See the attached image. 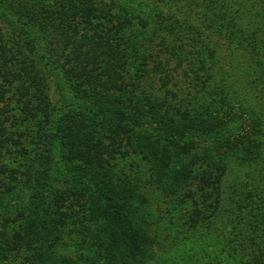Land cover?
Masks as SVG:
<instances>
[{"label":"rangeland","instance_id":"obj_1","mask_svg":"<svg viewBox=\"0 0 264 264\" xmlns=\"http://www.w3.org/2000/svg\"><path fill=\"white\" fill-rule=\"evenodd\" d=\"M23 1H16L15 6L19 12L30 11L27 19L16 21V10L1 7L3 0L0 14L14 24V40L22 45L26 39L32 41L30 63L28 59L26 63L33 65V59L47 54L52 44L53 52L48 54L58 65L37 83L35 90L40 94L29 93L28 98L16 95L19 88L21 93L30 91L32 84L28 87L27 79L14 82L21 66L16 51L9 57L5 63L9 67L0 69V94L9 89V82L17 88L14 100L5 96L0 102V139L5 140L6 134L17 131L19 123L34 114L45 115L46 131L54 138L49 136L48 146L32 133L28 140L22 139L20 147H11L27 160L14 159L8 166L0 162V179L14 187L4 191L0 182L1 239H9L15 229L22 231L21 219L30 210L26 199L37 188L31 176L35 168V175L38 171L51 175L50 188L44 187L50 196L46 201L52 207L50 217L58 212L63 222L58 220L73 229L80 220H88L99 230V222L88 218V206L95 196L86 164L99 161L114 167L117 177L128 183L132 191L128 211L145 221L150 240L143 264H261L263 256H250V242L255 241L253 248L259 247L256 237L260 236L252 230L253 218L246 220L244 212L264 213V0H37L35 7ZM166 4L172 13L165 15ZM66 6L73 13L68 17L61 10ZM47 7L49 13L44 15ZM184 7L192 9L190 14ZM55 10H60L58 18L52 14ZM191 24L200 29L197 43L192 42L195 31L186 32ZM249 25L257 29L254 37L243 39L232 32L246 33ZM0 26L1 60V55L9 56L3 51L4 34L9 31L4 21L0 20ZM224 28L229 32L222 35L218 31ZM195 50L206 57L213 51L216 67L219 64L225 74V82L220 84L224 78L216 75V83L233 90L232 97L236 95L231 110L238 115L204 131L179 128L192 118L215 122L209 118L211 111L209 116L206 111L196 113L205 106H198L204 102L199 99L204 92H196L191 78L183 73L192 61L198 65ZM246 61L259 69L252 67L253 73L240 75L237 70L242 71ZM105 92H133L139 96L134 102L144 107L143 114L133 115H145L147 120L133 122L132 112L139 109L131 104L101 103L97 97ZM197 93L201 96L196 105L189 99ZM150 98L158 100L160 112H154L153 105L151 109L144 106L146 101L153 103ZM28 99L32 102L24 104ZM215 100L223 106L221 94ZM39 104L44 107L41 113ZM118 109L127 120L118 117ZM166 124H173L174 129ZM242 148L250 160L242 157ZM34 154L40 162H33L31 169ZM120 166L131 175L118 171ZM185 174L189 180L176 184ZM209 215L220 218L221 224H209L206 230L198 220ZM97 237L93 249L77 251L74 237L66 244L67 252L61 249L59 260H65L67 253L75 264L76 259L80 264H122L109 244ZM243 237L248 238L242 244ZM9 244L13 248L14 242ZM11 246L0 248V264L25 262L26 256Z\"/></svg>","mask_w":264,"mask_h":264},{"label":"trees","instance_id":"obj_2","mask_svg":"<svg viewBox=\"0 0 264 264\" xmlns=\"http://www.w3.org/2000/svg\"><path fill=\"white\" fill-rule=\"evenodd\" d=\"M2 1V0H1ZM18 3L19 2H25L23 0H16ZM16 1H4L1 2L3 3L1 7L6 8L9 12L13 11L11 10L12 8L16 10ZM29 1L28 3H24L25 5H30L31 7H35L37 0H26ZM122 1V0H120ZM21 3V4H22ZM166 9L163 14L167 13H172V9L170 8L169 4H166ZM45 8V7H44ZM49 8H46L45 14L49 13ZM187 8L188 14H190V7H184ZM151 10L155 11L156 8L150 7ZM22 12L15 11V16L17 17V20H23L24 18L27 19V17H30L29 15L30 11L26 12L24 9H22ZM62 13L66 15V17L72 15L73 13H70L71 10L69 6H66L61 9ZM169 10V11H168ZM192 10V9H191ZM53 16H56V18L59 17L60 15V10H55L53 11ZM37 15H40L38 12ZM43 15V16H44ZM5 16V15H4ZM7 18V16H6ZM175 18V17H174ZM0 20L4 21L6 29L9 31L8 33L4 34L5 39H4V50L8 53L9 56H3L1 55V60H0V69L2 70L3 68L9 67V64L6 65V62H10L9 57L15 55V51L17 52L16 55L19 58L18 62L21 68H18V79L14 78V82H19L20 80L24 79L28 80V87L30 85L32 86V89H27V91H24L21 93L20 88L18 89L19 92L16 91V95L18 96H27L30 93L32 96H36L39 93V91L35 87L38 85L37 83L40 80H43L45 78L44 74H47L50 69L54 70L57 69L58 63L53 61L49 54L53 52L54 45L48 44L47 48V54H39L37 55L36 58L33 59V65L26 63V60L29 57L28 54L32 51L31 47V40L26 39L25 44L22 45L20 44L17 40H14V37H17L15 33V27L13 26V23H10L9 20L4 19V17L0 14ZM53 19H51L52 22ZM176 18L174 19V21ZM173 22V21H172ZM12 24V25H11ZM196 26V25H194ZM192 26H188L186 28V32L190 33L189 30L193 29L195 33L197 34L196 38L192 39L193 43H197L200 41L199 39V34L200 29L195 28ZM50 29V26H49ZM173 29V28H172ZM0 30H2V27L0 26ZM222 30V35L225 34V32H229L227 29H220L218 32ZM249 30L246 33L245 32H236L232 31L233 34H239L242 35V38H251L254 37L255 34L257 33V29L253 25H249ZM174 32V31H173ZM231 33V31H230ZM229 33V34H230ZM50 37L46 39L49 40ZM25 48V50H24ZM248 48V47H247ZM14 50V51H13ZM29 51V53H28ZM14 54H13V53ZM28 56H27V55ZM212 54V55H210ZM208 55V57L201 55V52L199 53L197 50H195L194 53V60L198 62V65L195 66L193 61L190 63L188 66L187 70H184L183 73L185 76H188L192 80V88L196 92H201L203 90V95L202 97L200 93H197L196 96H191L189 99V102H194L197 105L198 100H202L201 104L198 106L205 105L201 110H197L196 113L201 114L203 111L207 112V115L209 116L210 111V119L214 120V123L210 124V121H208L206 118H202L201 120H197L195 118L189 119V121L186 123H183V126L179 128H185L188 130H199V131H204L208 128H210L213 124H219V122H222V120L226 119L229 116H237L238 113L237 111H233L232 109V101H234L235 96H231L233 93L232 91H226L224 90L225 86H222L220 84H223L225 82V74L224 71L221 67L218 66L216 67V63L218 60L214 58L213 51H211ZM246 60V59H244ZM243 61V60H242ZM30 63V60L28 61ZM247 66H242V71H238L240 75H246L247 73H253L252 72V67L256 71V68L259 69V67L255 66H248L250 63L248 61ZM50 68V69H49ZM200 71L205 72V74H199ZM224 74V75H223ZM216 75H221V77L224 78L223 81H220L216 83L215 77ZM204 77L203 79L201 77ZM39 79V80H37ZM211 80V81H210ZM210 81V82H209ZM14 82H9V89L4 91L2 94H0V102L1 100L5 101L4 97L7 96L8 99L14 100L15 97V91L14 89L17 88V86H14ZM23 82V83H24ZM26 88V87H25ZM220 89V90H218ZM16 90V89H15ZM200 94V95H199ZM221 94L223 96V106L220 104L216 103L215 97ZM139 97V96H137ZM135 95H133V92L130 93H102L97 97V100L99 99L101 103L107 102L109 104H115V105H121V103L125 102L127 107H130L129 105L131 104L132 107L139 109V110H134L132 112L131 120L133 121H140L142 120H147L144 118L145 115L141 116H134L136 112H141L143 114L142 110L144 107H140V103L137 102V100L134 102V99H138ZM30 98V97H28ZM32 98V97H31ZM199 98V99H198ZM151 99V98H150ZM19 100V98H17ZM152 104L148 105V101H146V104L144 106L153 108L154 107V112H160V103H157L156 99H151ZM20 101H22L20 99ZM32 102L31 99H28L27 101H23V103L27 104ZM231 102V103H230ZM231 104V105H230ZM153 105V107H152ZM12 106V105H11ZM38 109V112L41 113L44 109L42 105L36 106ZM240 107V112L243 106L239 104ZM131 112V111H130ZM215 112L221 115H216ZM223 112V113H222ZM244 112V108H243ZM244 115V113H242ZM30 120H27L25 122H20L19 125L17 126V131H11L9 134H6L5 140L0 139V162H7V166L11 163H14V159H20L21 157H25L26 155H18L19 150L12 149L11 147H20V145L23 143V140H28L32 133L35 134L36 140L40 141H46V144L48 146H51V138H54L52 133H48L46 130L48 126H45L47 123V118L45 115L41 118L39 115L34 114ZM117 115L118 117L123 116L125 120H127L126 115L122 112V110H117ZM223 115V116H222ZM134 117V118H133ZM225 117V118H224ZM45 119V120H44ZM95 120L93 117L91 119ZM133 121V122H134ZM84 122H87V119L84 120ZM135 124V123H134ZM168 126L167 128L171 129L174 127L173 124L170 125H165ZM172 126V127H171ZM215 126V125H214ZM174 129V128H172ZM172 132V130H169ZM14 133L17 134L18 136L15 138ZM31 133V134H30ZM182 133L186 134V131H183ZM181 133V135H183ZM50 136V137H49ZM245 147V145L243 146ZM13 150H11V149ZM52 148V147H49ZM244 149L242 148V157L249 158L250 160L251 155L246 151H243ZM30 154V153H28ZM35 155V154H34ZM16 156V158H15ZM39 155L31 156V161L29 163L31 169H32V164L33 162H40ZM27 160V158L25 157ZM34 160V161H33ZM20 161V160H17ZM19 164V163H16ZM38 164V163H37ZM36 164V165H37ZM63 164V162H62ZM89 169V176L87 177V180L90 182V185L93 187V195L95 196V199H91V203L88 206V218L93 219L98 221L100 224L99 230L97 228H94L93 226L90 225L89 221L87 220L86 222H83L80 220L79 225L76 227V229H73L71 225H65L62 223L63 219L60 218L61 216L59 215L58 212L57 215H54L50 217L49 210L52 207H49L46 203V201L50 200L49 193H47V189L44 187H47L48 189L50 188L49 180L51 175H46V173H43L42 171H38V173L35 175V170L32 169V175L33 179L35 178V182L33 181V186H37L36 189L33 191H29L28 194V199H26V203L30 206V210L27 211L26 215H24L21 219L23 221V228L21 233L15 229L14 232L10 233L9 239H1L0 235V248L8 247L10 248L12 241L14 242L13 248L11 246V250H19L21 251L25 256H26V261L25 262H20L21 264H75L74 259H70L69 254L65 253V256L67 258L64 260H59L61 256L63 255L61 249L66 250V244L68 241L76 237V251L77 250H82V249H93L92 248V243L94 244L95 241V236H98L97 238L101 242H106L109 244V248H111L115 253L117 258H119L120 262L122 264H143L145 256H146V246L149 243L150 237L146 233V228H144V220L141 219H135L128 211V208H130L129 203L131 202V194L132 191L128 187V183L120 180L118 173L116 172V169L112 166H107L106 164H102L99 161H97V164L93 165L94 163L87 162ZM35 165V166H36ZM3 166V167H7ZM18 166V165H17ZM90 166V167H89ZM19 167V166H18ZM123 166H120L118 171L123 172L122 174L126 175H131L130 173H126L124 171ZM3 170V168L1 169ZM45 176V177H43ZM186 176V177H185ZM30 177V174H29ZM43 178V179H42ZM182 181H176V184L188 181L189 177L185 174L184 176L181 177ZM78 179V178H77ZM1 184L4 186V191H11L14 189V187L8 185L9 180H5L4 178L0 179ZM175 183V181H174ZM16 185V184H15ZM45 185V186H44ZM168 193H171L170 190ZM47 208V210H46ZM4 211V209L0 208V215ZM245 217H248L249 219L246 220H251L252 218V230L253 232L256 233V237L259 239V243L261 244L259 247H254L255 241H251L250 243L253 244V246L249 245V251H250V256H252V259H256L259 256H263V259L259 262L261 264H264V213L260 214L259 212L252 213L250 210L245 211ZM141 214V213H140ZM143 216V214H141ZM240 216V215H239ZM62 222H60L58 220ZM25 219V222H24ZM260 220V221H259ZM199 223L204 226L202 228L208 230L209 229V224H216L219 223L221 224L220 218H217L216 216H206L201 220H198ZM1 222V221H0ZM91 222V221H90ZM250 222V221H249ZM260 222V223H259ZM52 224L51 227L49 224ZM197 224V223H196ZM3 225V224H2ZM68 226H71L68 228ZM7 229V228H6ZM223 229L221 230V232ZM220 239L221 236L219 237ZM248 237H243L242 239L239 240V242L245 241ZM223 242V241H221ZM222 245V243H221ZM222 252V251H221ZM248 253V252H247ZM246 253V254H247ZM78 257V254L76 252V258ZM76 264H80L77 259H76ZM228 264V263H227Z\"/></svg>","mask_w":264,"mask_h":264}]
</instances>
